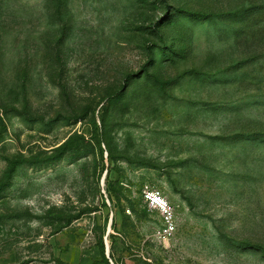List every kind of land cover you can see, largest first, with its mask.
I'll return each instance as SVG.
<instances>
[{
  "label": "rangeland",
  "instance_id": "374dc122",
  "mask_svg": "<svg viewBox=\"0 0 264 264\" xmlns=\"http://www.w3.org/2000/svg\"><path fill=\"white\" fill-rule=\"evenodd\" d=\"M0 264H264V0H0Z\"/></svg>",
  "mask_w": 264,
  "mask_h": 264
},
{
  "label": "built area",
  "instance_id": "2783aa9c",
  "mask_svg": "<svg viewBox=\"0 0 264 264\" xmlns=\"http://www.w3.org/2000/svg\"><path fill=\"white\" fill-rule=\"evenodd\" d=\"M142 198L148 208L160 216L162 223L160 236L165 239L174 234L177 228L176 210L163 192L157 188H146L143 190Z\"/></svg>",
  "mask_w": 264,
  "mask_h": 264
},
{
  "label": "trees",
  "instance_id": "16d2710c",
  "mask_svg": "<svg viewBox=\"0 0 264 264\" xmlns=\"http://www.w3.org/2000/svg\"><path fill=\"white\" fill-rule=\"evenodd\" d=\"M107 143H108V142H107ZM107 147H108V144H107ZM107 151H108V156H109V158H111L110 155H111V153H112V149L109 147V149H108Z\"/></svg>",
  "mask_w": 264,
  "mask_h": 264
},
{
  "label": "water",
  "instance_id": "95a60500",
  "mask_svg": "<svg viewBox=\"0 0 264 264\" xmlns=\"http://www.w3.org/2000/svg\"><path fill=\"white\" fill-rule=\"evenodd\" d=\"M106 251H107V253H108V249H107Z\"/></svg>",
  "mask_w": 264,
  "mask_h": 264
}]
</instances>
